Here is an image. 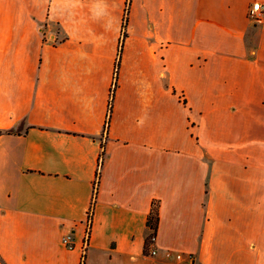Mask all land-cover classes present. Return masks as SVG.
Listing matches in <instances>:
<instances>
[{
  "label": "crops",
  "instance_id": "0c3cea01",
  "mask_svg": "<svg viewBox=\"0 0 264 264\" xmlns=\"http://www.w3.org/2000/svg\"><path fill=\"white\" fill-rule=\"evenodd\" d=\"M258 1L0 0V264H264Z\"/></svg>",
  "mask_w": 264,
  "mask_h": 264
},
{
  "label": "trees",
  "instance_id": "16d2710c",
  "mask_svg": "<svg viewBox=\"0 0 264 264\" xmlns=\"http://www.w3.org/2000/svg\"><path fill=\"white\" fill-rule=\"evenodd\" d=\"M118 68H119V61H118L117 67H116V81L114 83V87H113L111 95H110L109 113H108V120L106 122V128L109 125L111 114H112V106H113V99H114V95H115V87L117 85ZM0 131H2V130H0ZM103 147H104V145H103ZM104 155H105V149L103 148L102 153H101V158H104ZM101 161H103V159ZM96 192H97V187H96V191H95L94 198H93V201H92V205H91V207L89 209V212H88V221L90 223V227L92 226L94 204H95V201H96V199H95ZM159 219H160V217H159V204L157 202H154L152 210H151V213L149 214L148 221H147L148 225L152 228V232L148 236V238L146 240V243H145L144 251H145L146 254H147V250H148L149 243H150V241H149L150 240V236L153 233L157 234ZM89 234H90V231L86 235L85 240H84L85 241V248H84V251H83L82 256H81L80 264H85V262H86V246H87V243H88V240H89Z\"/></svg>",
  "mask_w": 264,
  "mask_h": 264
},
{
  "label": "built area",
  "instance_id": "2783aa9c",
  "mask_svg": "<svg viewBox=\"0 0 264 264\" xmlns=\"http://www.w3.org/2000/svg\"><path fill=\"white\" fill-rule=\"evenodd\" d=\"M128 2H130V0H128ZM249 16L252 18V20L254 22L262 21L263 16H264V4L260 1L255 2L253 4V6L250 8ZM100 160H102V159H100ZM98 183H99V177L96 178V182H95L96 187H98ZM87 222H88V224H87V234H88L91 227H90L89 221H87ZM64 240H65V243L68 246V248H70V249L74 248L75 243H74V239H73L72 235H66ZM156 240H157V234L153 233L150 236V240H149L150 243H149V247L147 250L148 256H154V255L158 254L159 250H158V247L156 245Z\"/></svg>",
  "mask_w": 264,
  "mask_h": 264
}]
</instances>
